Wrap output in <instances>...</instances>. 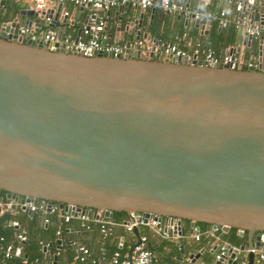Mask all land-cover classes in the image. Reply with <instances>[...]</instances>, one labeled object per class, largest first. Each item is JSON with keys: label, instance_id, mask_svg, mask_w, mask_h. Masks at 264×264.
<instances>
[{"label": "water", "instance_id": "1", "mask_svg": "<svg viewBox=\"0 0 264 264\" xmlns=\"http://www.w3.org/2000/svg\"><path fill=\"white\" fill-rule=\"evenodd\" d=\"M16 9L0 0V15L14 14L0 26V190L8 199L206 222L222 232L244 230L240 248L258 247L264 41L242 39L261 54L258 68L144 57L128 48L116 57H84L15 32L16 20L35 30L47 17L54 25L61 4ZM144 13L133 10L117 30L138 38ZM250 17L264 30V5ZM248 259L252 264L251 252Z\"/></svg>", "mask_w": 264, "mask_h": 264}, {"label": "built area", "instance_id": "2", "mask_svg": "<svg viewBox=\"0 0 264 264\" xmlns=\"http://www.w3.org/2000/svg\"><path fill=\"white\" fill-rule=\"evenodd\" d=\"M30 7L36 11H41L49 9L53 4H64L69 3L74 8L81 7L85 8L83 20L80 21L78 32L76 36L72 37L65 34H59L57 27L54 25H49L51 22L50 18H45L41 27L35 30L34 25H24L21 24L16 29L18 36L23 37L25 40L34 41L36 43L43 44L48 50L55 51L57 49H63L67 53L77 54L84 57H93L99 53L108 54L110 56L116 57L122 55L126 48L129 49V54L139 53L144 57L151 58H164L168 57H185L189 60L201 61L204 64H212L215 66L227 65L231 69L236 68H248L262 65L261 54L252 53L249 59L246 61L245 66L242 65V61L238 59L235 55L236 50L241 48L240 46H227L222 52H217L215 49L208 45H204L200 42H194L192 44V49L190 52L180 47L181 42H186L187 34L177 33L173 35L171 39H163L161 37H152L149 32L141 31L139 37L136 38V33L134 38L127 42L117 41L111 42L108 34L106 33L107 21L111 13L110 9L115 10L117 7L127 5L134 11L139 10H154L160 11L164 14L176 13L184 19L192 20L198 22L202 31L211 27L212 23H215L217 28L223 29L228 26H232L239 30L243 34V39L246 43H251L253 41H264V30L262 25L250 17V13L255 11L258 6L264 5V0H255L254 2H249V0H225V5L222 7L214 8L213 10L205 9L210 5V1L202 0L203 10L197 9V3L194 5L192 2L185 4V2L179 0H26ZM200 1V0H198ZM197 1V2H198ZM223 1V0H218ZM212 4V3H211ZM113 12V11H112ZM69 12L63 8L61 11L62 20H67ZM72 16V14H71ZM72 20V18H71ZM209 21V26L206 27V22ZM118 25V24H117ZM106 26V27H105ZM138 28L135 29V32ZM117 37H121V31L118 30L116 33ZM141 35V36H140ZM261 42V44H263ZM245 43V44H246ZM242 45V44H241ZM19 205L23 211L28 212H40L43 214H51L61 211L58 215L67 222L72 218H77L80 221V226L83 228H88L90 222H97L99 224V231L101 234V239L104 240L113 233V228L115 222L108 221L102 218L104 214L103 210L94 208H84L82 209H64L59 207L58 204L54 202H49L45 199L40 201L28 200L25 201L21 198ZM14 204L17 201H13ZM5 207V209H10V203L4 202L0 198V207ZM127 217L118 222L119 225L126 228L128 231L134 230L140 225H148L153 232L161 236L162 238H172L177 239L183 236V220L179 218H159L158 216L151 215L143 221V218L138 214L130 211L127 213ZM43 223L47 224L49 219L47 216H43ZM190 234L195 241H199L202 236L201 228L198 224L193 221H189ZM210 231V232H209ZM206 235H208V242L212 247V261L205 264H216L219 261L220 264H248V253L253 254L252 264H264V233L259 239L258 247L252 246L248 248L246 245L244 249L240 248V245H233L228 241H225L216 234V231H221L220 228L210 226ZM222 232V231H221ZM56 235L61 233V228L56 229ZM236 234L238 236H245L246 241V231L236 229ZM15 238L18 242L17 246L12 244H7L6 246L1 244L3 237L0 236V246L4 249L3 257L5 259H10L15 251H20L22 249L21 244L26 241V232L20 230L15 232ZM49 242H42L40 244L43 254L46 253L47 249L50 247ZM122 246V243H119ZM57 251L54 252L57 255ZM103 253V249H102ZM89 254V251L84 246L78 247V254L76 258L82 262L85 257ZM189 257L191 259L193 257ZM103 258V257H102ZM187 259V261H189ZM157 254L148 247V238L146 235H139L136 241L128 247L125 253H121L119 249L114 250L108 257L107 264H158ZM26 259H22V263H26ZM0 264H4L1 262ZM52 264H57L53 262Z\"/></svg>", "mask_w": 264, "mask_h": 264}, {"label": "crops", "instance_id": "3", "mask_svg": "<svg viewBox=\"0 0 264 264\" xmlns=\"http://www.w3.org/2000/svg\"><path fill=\"white\" fill-rule=\"evenodd\" d=\"M213 1L214 4L212 5H214V8L225 5V0H211V3H213ZM13 2H16V11L30 6L26 0H6L7 5H11ZM196 5L198 10H203L201 1H198ZM56 7L57 4L50 6V8L53 9H56ZM63 8L69 12L70 18L68 17L65 21L62 20L60 12V17L54 26L57 27L59 34L74 37L78 32L80 21L83 20L87 10L81 7L74 8L69 3L64 4ZM132 12L133 10L131 8H128L127 12H123L121 7H117L110 13L107 21L106 33L111 42L117 41L116 38H118V41L120 42H127L134 38V34L129 36L127 33H121V37H117L116 34L118 32L117 24L120 22L123 23V20L128 18ZM150 12L151 10L145 11L142 18V27H144V29L146 28L145 30L149 32L152 37L158 36L163 39H171L173 35L185 32L188 40L186 42H181L180 47L188 52L191 51L194 42L198 41L204 45L207 44L211 27L202 31L192 20H186L176 13L164 14L160 11H155L154 17L150 19ZM13 19V12L8 10L5 16L0 15V26L2 22L6 21L7 23H10ZM20 25L21 21L16 20L15 31ZM217 32L218 34L215 37H212L215 42L213 43V46L210 47L217 52H222L229 45L240 46L241 48L236 50L235 55L242 61V65L245 66L246 61L252 54V47L242 43L243 34L235 28L231 30V27L225 29L217 28ZM141 35H143L142 32ZM255 54L256 53H254V55ZM21 198L22 197H19L15 204L12 199L7 198L6 201L3 200L4 202L10 203V209L8 210L5 209L4 206L0 207V215L6 214L8 217L7 223L11 225L13 229L11 235L3 239V245L6 246L7 244H12L13 246H17L18 242L14 234L17 231L24 230L26 232V237H28L27 245L30 247L29 252L22 253L21 250L19 252L15 251V256H13V258L11 257L13 260L17 255L19 257L21 256L22 259H26V263H22V261L19 263L15 258L13 261L10 260L9 264H52L53 262H56L57 264H107L108 257L114 250L119 249L121 253H125L128 250V247L131 246L136 241L137 237L142 234L146 235L148 238V247L157 254L159 260L158 264H173L172 262L174 261H177L178 264H186L188 262L190 264H205L203 263L202 257L206 254L212 256V247L208 242L209 236L206 235L210 230L211 225L208 227H200L202 236L199 241H195L190 234L189 223L185 224L183 222V236H180L177 239H170L156 235L148 225H140L134 230L128 231L125 227L118 224L119 220L125 219L128 214L119 215L112 213L111 217L107 215L102 216L105 220L115 222L112 235L102 240L99 231V224L97 222H90L88 228H83L80 226V221L77 218H72L65 222L57 215L60 219L57 226H55L53 222L45 224L42 221L43 213L31 212L32 214H30L28 211H23L20 208L19 203ZM57 228H61V233L59 235H56L55 233ZM5 229L9 230V228ZM226 233L227 232L216 231L218 236H223ZM51 240H53V245H50L46 253L42 254L39 259L35 260L38 249L37 244H41L42 242L50 243ZM57 240H61L60 243H57ZM120 242L122 243V246H119ZM181 245L183 247L182 249L180 248ZM79 246H84L89 251V254L82 262L76 258ZM174 246L178 247V254L175 253ZM41 251L43 252L42 248ZM55 251L58 252L57 255L54 254ZM3 254L4 249L0 246V263L8 260L3 257ZM192 254H197V257L195 258L194 256L189 259ZM29 256L31 257V261L27 260V257ZM54 256L56 257V260L54 259ZM187 259H189V261H187Z\"/></svg>", "mask_w": 264, "mask_h": 264}, {"label": "trees", "instance_id": "4", "mask_svg": "<svg viewBox=\"0 0 264 264\" xmlns=\"http://www.w3.org/2000/svg\"><path fill=\"white\" fill-rule=\"evenodd\" d=\"M212 4H214V1H213ZM212 4L209 5V6H207L205 9H207V10H213L214 9V5H212ZM228 27H231V30L234 28L232 26H228ZM217 34H218V32H217V26H216L215 23H212V25H211V32H210V35L208 37V40H207L208 42H207L206 45L213 46V43L215 41L212 39V37L213 36L215 37ZM6 194H7V192L5 190H0V198L2 200H4V201L7 200ZM40 200H41L40 198L37 199V201H40ZM60 212L61 211H58V212H55V213H51V214L47 213V214H43V216H47L48 217V219H49V222L48 223H52L53 222L55 224V226H57V224H59V222H60V219L57 217V215ZM113 214L125 215L126 212H124V211H114ZM7 220H8V217L6 216V214L0 215V228H1V230H0V236H2L3 239H5V237L6 238L9 237L11 235V233H12V230H13L12 229V226L7 223ZM120 220H123V219H120ZM182 220H183V222L185 224L189 223V221H190L188 219H182ZM195 223L198 224L200 227H208V226L211 225V224L206 223V222H195ZM5 228H9V230L8 229H5ZM221 238L223 240H225V241L230 242L233 245H240L241 243H244L245 242V236H238L236 234V228H230V230L225 235L221 236ZM1 244H3V240L1 241ZM27 244H28V237H27L26 241L21 244V246H22V249H21L22 253L23 252L24 253L25 252L27 253V252L30 251V247H28ZM50 244L53 245V240H51ZM37 246H38V249L36 248L37 249V252H36L37 256L35 257V260L39 259L42 256V254H43L42 251H41L40 243H38ZM174 248H175V253L178 254V252H179L178 247L177 246H174ZM13 256H15V254H13ZM13 256H12V258H13ZM12 258L11 259H8L6 262H4V264H9L10 263V260L13 261V260H15V258H16V260H18L19 263H20V261H22L21 256L19 257L18 255L13 260H12ZM30 258H31L30 256L27 257V260L28 261H31ZM172 263L173 264L174 263L175 264H178L177 261H174ZM186 264H190V263L188 262Z\"/></svg>", "mask_w": 264, "mask_h": 264}, {"label": "rangeland", "instance_id": "5", "mask_svg": "<svg viewBox=\"0 0 264 264\" xmlns=\"http://www.w3.org/2000/svg\"><path fill=\"white\" fill-rule=\"evenodd\" d=\"M203 263H209L212 261V256H210L209 254H206L202 257Z\"/></svg>", "mask_w": 264, "mask_h": 264}]
</instances>
